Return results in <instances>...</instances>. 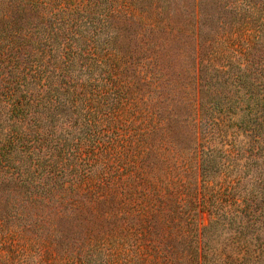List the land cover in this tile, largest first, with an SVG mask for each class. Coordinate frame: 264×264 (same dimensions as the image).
<instances>
[{
  "label": "trees",
  "instance_id": "1",
  "mask_svg": "<svg viewBox=\"0 0 264 264\" xmlns=\"http://www.w3.org/2000/svg\"><path fill=\"white\" fill-rule=\"evenodd\" d=\"M167 6L0 0V264H264V12L189 86Z\"/></svg>",
  "mask_w": 264,
  "mask_h": 264
},
{
  "label": "rangeland",
  "instance_id": "2",
  "mask_svg": "<svg viewBox=\"0 0 264 264\" xmlns=\"http://www.w3.org/2000/svg\"><path fill=\"white\" fill-rule=\"evenodd\" d=\"M234 1L236 0H168L166 15L171 16L173 24L181 30L193 28L196 38L195 41H192L191 38H194V34L191 35L189 41L179 45L169 59L162 58L160 61L163 73L165 72L166 77L172 82H181L190 86L192 71L196 64V53L200 59L206 57L214 45L209 44L217 40V37L223 38V35L230 31L236 21L244 16L245 13L236 15L233 12V7L230 8ZM248 1L258 9L255 13L256 16L263 15L259 13L264 12V0ZM183 41L187 40L183 39ZM198 42H205L206 44L200 48L199 52L195 47ZM229 44H232V41ZM226 50L227 46L225 47ZM200 224L202 226L207 224L205 214L201 215Z\"/></svg>",
  "mask_w": 264,
  "mask_h": 264
}]
</instances>
